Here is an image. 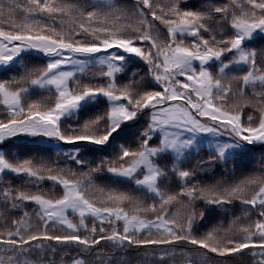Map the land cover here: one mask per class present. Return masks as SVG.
Masks as SVG:
<instances>
[{"label": "snow or ice", "instance_id": "1", "mask_svg": "<svg viewBox=\"0 0 264 264\" xmlns=\"http://www.w3.org/2000/svg\"><path fill=\"white\" fill-rule=\"evenodd\" d=\"M0 264H264V0H0Z\"/></svg>", "mask_w": 264, "mask_h": 264}]
</instances>
